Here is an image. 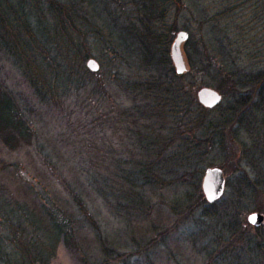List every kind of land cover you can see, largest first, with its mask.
I'll return each instance as SVG.
<instances>
[{"label": "trees", "instance_id": "16d2710c", "mask_svg": "<svg viewBox=\"0 0 264 264\" xmlns=\"http://www.w3.org/2000/svg\"><path fill=\"white\" fill-rule=\"evenodd\" d=\"M246 4L227 0L208 18L197 0H0V51L19 67L43 103L59 101L60 94L72 83L80 87L83 75L90 74L84 63L93 48L102 56L110 50L115 61L126 59V53L136 54L146 68L151 79L144 92L150 95L128 114L139 123V128L134 129L136 139L143 144L144 152L152 153L147 152L152 159L134 166L137 175L132 171L116 175L124 200L143 209V197L134 182L142 178L158 184L163 178L159 173L162 163L180 157L191 167L212 152L225 154L227 160L221 168L231 165L234 170V186L227 182V187L233 189L231 194L210 205L200 193L188 207V212L193 213L194 208L203 205L202 214L218 224V244L209 253L210 264H264V224L257 228L245 218L250 211L264 214V69H247L243 73L235 69L242 60L250 67L255 66L251 62L258 57L264 63V48L255 49L253 38L232 30L236 10ZM256 5L254 21L261 22L264 28V0ZM184 10L197 12L194 18L211 23L222 35L214 45L207 44L201 35L193 49L205 71L218 69V88L224 94L222 102L229 99L228 105L221 102L213 109L204 107L189 88L178 86L177 80L186 74L176 73L171 47ZM187 33L190 39L192 35ZM191 42L192 38L189 45ZM183 50L190 73L193 56L188 47ZM163 68H169L168 79ZM150 69L156 71L151 73ZM163 85L168 87L162 90ZM3 86L0 82V138L15 147L21 140L29 141L31 129L14 95ZM166 119L170 120V127L164 135L161 127ZM153 122L158 124L156 130ZM174 142L179 145L173 156H162ZM95 173L89 176L90 189L102 195L107 190L112 192L114 178ZM63 183L72 204L61 202L44 188L38 193L40 205L36 212L17 205L19 222L11 226L12 252L5 264H49L59 242L84 257L81 238L85 229H95L96 236L102 238L85 199L69 182ZM196 186L198 190L200 180ZM120 194L117 192L116 196ZM42 228L46 229L45 237L40 233ZM100 246L102 256L98 263L113 264L122 258L114 257L115 252L107 249L102 240ZM84 261L92 262L87 257Z\"/></svg>", "mask_w": 264, "mask_h": 264}, {"label": "rangeland", "instance_id": "374dc122", "mask_svg": "<svg viewBox=\"0 0 264 264\" xmlns=\"http://www.w3.org/2000/svg\"><path fill=\"white\" fill-rule=\"evenodd\" d=\"M197 1L201 3L202 13L210 17L227 0ZM230 1L248 2L236 10L232 30L242 31L248 39L253 38L255 49L264 48L263 25L254 21L253 16L260 0ZM196 14L184 10L177 22V32L186 31L192 35L191 44L190 38L183 49L188 47L193 56L190 73L177 80L178 86L189 88L191 95L195 93L198 96L201 89L211 88L222 96L224 94L218 88L221 82L218 69L213 66L211 72L205 71L193 49L201 35L209 45L220 42L222 35L211 23L194 18ZM170 24L174 25L173 20ZM224 43L231 51L228 42ZM200 48L203 51V47ZM93 51L94 48L90 51V58L102 64L101 71L93 73L87 69L90 74L83 75L80 87L72 83L66 91L63 89L59 101L46 103L41 102L19 67L0 51V82L14 95L15 103L31 129L29 141L21 140L15 147L0 138V258L5 256L0 264H5L7 255L11 257V232H14L11 226L19 222L20 216L17 205H25L36 212L40 205L38 193L44 188L61 202L71 201L69 203L72 204L64 180L77 188L99 224L102 238L96 236L97 232L92 228L85 229L81 238L84 257L91 260V264L101 260V240L107 249L115 252L114 257H122L113 264H210L209 253L218 244V224L202 214L203 205L194 208L193 213L188 212V207L193 197L201 194L207 202L202 190L205 172L209 168H221L227 160L225 154L212 152L191 167L180 157L170 163H162L159 173L163 178L158 184L148 183L142 178H136L138 180L134 182L143 197V209L124 200L118 190L121 183L116 175L130 171L137 175L134 168L152 159L148 156L151 152H144L143 144L136 139L134 129L139 128V123L136 124L128 114L133 106L148 99L146 95L150 94L144 91L151 78L136 54L126 53V59L115 61L112 59L116 56L110 50L104 56ZM88 60L84 63L86 68ZM238 63L235 69L241 73L247 69H264L263 60L259 57L251 62L254 67L247 66L244 60ZM155 71L151 70V73ZM162 73L168 79L169 68H163ZM167 87L163 85L162 90ZM223 101L224 105L230 102L229 99ZM169 123L170 120L166 119L165 125L160 126L164 135L168 133ZM155 125L158 124L153 122ZM156 128L158 126L154 130ZM178 145L179 142L172 143L162 156H173ZM154 148L152 146L151 151ZM230 167L221 168L226 178V190L220 200L233 191L227 187L228 180L234 186V170ZM96 171L114 178L112 192L107 190V194L102 195L90 189L89 176L97 175ZM199 180L200 188L197 190ZM251 213L245 214L247 221ZM40 233L45 237L46 229L42 228ZM82 257L59 242L49 264H86Z\"/></svg>", "mask_w": 264, "mask_h": 264}, {"label": "water", "instance_id": "95a60500", "mask_svg": "<svg viewBox=\"0 0 264 264\" xmlns=\"http://www.w3.org/2000/svg\"><path fill=\"white\" fill-rule=\"evenodd\" d=\"M188 39L189 34L186 31H180L171 47V57L178 75H185L189 72V64L183 50L184 44ZM86 66L93 73H97L101 69L99 62L93 58L87 61ZM198 99L204 107L213 109L221 103L222 96L214 89L203 88L198 92ZM202 190L209 204L219 201L226 190L224 171L218 167L207 169L203 179ZM248 222L254 227H261L264 224V215L259 212H253L248 216Z\"/></svg>", "mask_w": 264, "mask_h": 264}]
</instances>
